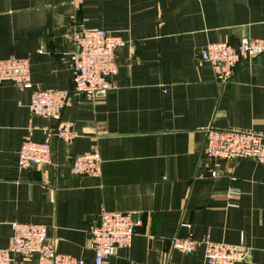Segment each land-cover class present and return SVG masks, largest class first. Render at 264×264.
<instances>
[{
  "label": "crops",
  "instance_id": "obj_1",
  "mask_svg": "<svg viewBox=\"0 0 264 264\" xmlns=\"http://www.w3.org/2000/svg\"><path fill=\"white\" fill-rule=\"evenodd\" d=\"M74 28L123 44L116 89L94 101L71 94L61 120L76 137L64 143L29 103L33 91L71 90ZM246 39H264V0H0V60L27 59L32 83L0 85V248L13 223L42 224L58 253L91 263L100 214L137 213L130 247L105 264H206L203 247L171 249L173 238L206 236L248 249L239 264H264V165L221 163L212 178L199 163L210 126L264 138V54L225 84L200 60L208 44ZM24 141L49 144L50 164L19 168ZM93 148L100 177L73 176L72 159Z\"/></svg>",
  "mask_w": 264,
  "mask_h": 264
},
{
  "label": "built area",
  "instance_id": "obj_2",
  "mask_svg": "<svg viewBox=\"0 0 264 264\" xmlns=\"http://www.w3.org/2000/svg\"><path fill=\"white\" fill-rule=\"evenodd\" d=\"M68 41L74 47L70 56L73 68L70 91H33L29 103L30 113L56 127L53 136L71 143L76 135L64 123L62 113L70 96L80 95L89 101L116 89L118 73L115 52L123 44L120 37L101 29L74 28ZM264 54V39H246L233 46L229 43H211L200 52V60L208 63L221 83H228L234 76L239 62L251 63ZM11 84L19 89L31 90L30 63L27 59L8 57L0 60V85ZM18 167L21 169L50 164L51 148L46 142L24 141L18 150ZM250 159L264 165V138L260 135L213 126L205 130V144L199 160L200 166L210 169L211 177L219 175L218 165ZM101 158L97 148L74 157L69 171L78 177H100ZM231 194L237 191L231 189ZM142 226L137 213L102 212L89 230V247L93 261L86 263L56 251L47 234V227L35 223H13L8 245L0 248V264H19L16 257L36 258V264H105L117 250L128 249L136 230ZM190 228L189 225H184ZM203 247L206 264H239L246 261L249 251L242 244L229 245L212 242L208 236L201 240L188 237L173 238L171 249L193 254Z\"/></svg>",
  "mask_w": 264,
  "mask_h": 264
}]
</instances>
